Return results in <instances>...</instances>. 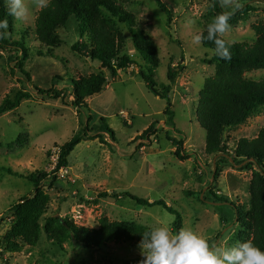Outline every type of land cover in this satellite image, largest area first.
Listing matches in <instances>:
<instances>
[{"label": "rangeland", "instance_id": "1", "mask_svg": "<svg viewBox=\"0 0 264 264\" xmlns=\"http://www.w3.org/2000/svg\"><path fill=\"white\" fill-rule=\"evenodd\" d=\"M219 1L223 6V0ZM161 2L171 11L168 22L156 0H133L125 6L157 46L159 65L153 70L155 87L160 90L163 84H169L170 69L176 73L169 92L173 125L165 122L166 99L150 90L138 73L140 66L148 73V66L134 50L128 31L124 32L128 36L127 48L135 62L113 77L107 68L100 69L99 61L71 49L75 42L81 41L75 17H69L57 30L60 44L54 48L53 55L39 53L44 49L33 29L40 7L33 0H25L28 11L22 20L13 16L8 23L5 38L23 41L28 50L27 57H23L13 47L0 49V102L5 97L13 98L20 90L28 91L31 96L0 115V238L12 222L10 208L33 190V183L26 176L35 171L51 172L53 157L88 120L89 134L101 133L105 140L101 142L94 137L80 141L67 156L68 165L55 186L42 182L50 203L40 218L41 226L45 217L58 215L69 216L89 227L96 226L99 218L106 216L149 228L170 223L172 228L174 214L160 205L138 204L124 195L129 192L150 201L164 200L181 214V229L205 236L214 251L223 253L242 243L244 234L234 206L245 209L252 170L243 168L247 160L244 163L232 160L236 141L240 137L253 138L264 127V108L245 123L224 131L228 154L212 156L204 152L205 131L195 117V107L198 91L205 78L213 74L214 66L203 61L212 51L197 44L194 37L200 35L205 21L216 16L214 0ZM236 3L240 6L241 0ZM254 6L256 10L248 12L244 19L238 17L236 22H229L231 30L224 36L227 41L255 38L251 25L264 21V2ZM233 8L237 7L227 9ZM22 70L30 75V81ZM100 70L107 79L106 86L91 99L87 98V107L79 109L77 114L71 104L72 80ZM246 76L258 79L264 76V69L247 72ZM33 85L67 93L68 104L60 98L38 95ZM152 123L154 134L140 138ZM106 124L114 131V140L101 131ZM171 139L182 141L180 152L187 157L179 159L175 155L177 145ZM104 193L121 196L114 198ZM140 244L111 242L105 247L85 248L65 243L59 247L42 230L34 248L24 246L14 253L3 252L1 248L0 264H142Z\"/></svg>", "mask_w": 264, "mask_h": 264}, {"label": "trees", "instance_id": "2", "mask_svg": "<svg viewBox=\"0 0 264 264\" xmlns=\"http://www.w3.org/2000/svg\"><path fill=\"white\" fill-rule=\"evenodd\" d=\"M131 1L133 0H49L46 7L37 11L34 20L35 38L44 49L39 53L53 55L54 48L60 44L57 30L63 27L72 16L79 23L81 41L75 42L71 49L99 61L100 69L107 68L111 75L116 77L120 69L135 62L127 48L128 36L124 32L128 31L134 50L148 66V73H146L139 65L138 73L150 90L166 99L164 113L168 116L165 122L173 125L169 92L175 82L176 73L170 69L169 84H163L160 90L155 87L157 84L153 79V70L159 65L158 49L147 33L138 26L134 13L125 6V3L130 4ZM156 1L161 10L166 13L167 22L170 21L171 11L161 0ZM257 2H264V0H241L238 9H227L220 4L219 0H214V9L216 15L226 11L231 12L229 22H236L235 19L238 17L244 19L248 12L256 10L254 3ZM12 18L13 16L9 15L8 0H0V20L10 23ZM212 19L204 22L200 35L207 36L206 28ZM251 29L255 33V38L252 41H235L229 50L231 57L229 60L220 59L213 42L207 39L201 42L202 46L212 51V55L205 57L203 61L214 66L213 74L205 78L198 91V105L195 107V117L205 131L204 152L208 155L228 154L229 147L223 141L224 131L245 123L260 108H264V76L258 79L246 76L247 72L264 69V21L252 24ZM7 47H13L20 51L23 57H27L28 49L23 41L10 40L7 37L0 39V49L6 50ZM22 72L30 81V75L25 70ZM106 84L107 79L101 70L72 80L74 97L71 104L76 108L77 114L79 109L87 107L85 100L100 93ZM33 86L38 95H45L52 99L60 98L66 105L69 102L68 94L59 89L54 87L41 89ZM30 96L28 91L20 90L14 94L13 98L5 97L0 102V115L15 109L22 100ZM154 126V123L150 124L139 137L153 135ZM90 130L87 120L85 127L61 146L56 167L52 172L35 171L26 176L33 183V190L10 208L12 222L5 235L0 238V249L2 248L3 252H19L24 246L34 248L39 242L42 230L51 243L59 247L65 243L81 245L85 248L105 247L111 242L141 243V235L149 230V227L134 221L110 220L102 216L96 226L89 227L76 223L69 216L49 215L45 217L43 226L40 224V218L47 212L50 203V196L43 189L42 182H47L49 187L55 186L57 170L61 166L68 165L67 156L80 141L94 137H98L101 142L105 140L101 133L91 136ZM101 131L108 133L114 140V131L107 124ZM18 139H21V135ZM171 140L177 145L175 155L179 159L187 157L180 152L182 141ZM234 154V163L247 160L243 168L252 170L248 185L249 198L247 205L244 206L245 209L241 210L237 205H233L237 223L240 224L244 234L242 242L250 241L264 250V127H261L253 138L240 137L236 141ZM104 195L114 198L121 196L120 193H104ZM124 195L143 206H162L175 215L172 230H181V214L164 200L150 201L129 192H125ZM216 199L227 202L223 197H216Z\"/></svg>", "mask_w": 264, "mask_h": 264}, {"label": "clouds", "instance_id": "3", "mask_svg": "<svg viewBox=\"0 0 264 264\" xmlns=\"http://www.w3.org/2000/svg\"><path fill=\"white\" fill-rule=\"evenodd\" d=\"M37 7L47 6L45 0H33ZM239 5L236 0H223V7ZM9 15L22 20L27 14L25 0H8ZM232 13L229 11L213 17L207 25V36L196 35L197 44L204 39L216 45V53L223 60H229L230 47L235 41H226L223 37L230 32L229 23ZM8 23L0 20V39L7 35ZM142 264H264V250L252 242L238 243L223 253L210 248L208 239L191 229L173 231L171 224L149 228L141 235Z\"/></svg>", "mask_w": 264, "mask_h": 264}, {"label": "built area", "instance_id": "4", "mask_svg": "<svg viewBox=\"0 0 264 264\" xmlns=\"http://www.w3.org/2000/svg\"><path fill=\"white\" fill-rule=\"evenodd\" d=\"M59 154V153H58ZM57 160H58V155H55V157H53V162H54V168L51 170V172L55 169L56 167V164H57ZM65 166H61L57 172H56V175H57V179L59 178V175L61 174V172L63 171ZM62 175V174H61Z\"/></svg>", "mask_w": 264, "mask_h": 264}, {"label": "water", "instance_id": "5", "mask_svg": "<svg viewBox=\"0 0 264 264\" xmlns=\"http://www.w3.org/2000/svg\"><path fill=\"white\" fill-rule=\"evenodd\" d=\"M232 162H234V161L232 160ZM244 162H246V160H245ZM244 162H242V163H244ZM240 165H241V164H240ZM214 171H215V168H214Z\"/></svg>", "mask_w": 264, "mask_h": 264}, {"label": "crops", "instance_id": "6", "mask_svg": "<svg viewBox=\"0 0 264 264\" xmlns=\"http://www.w3.org/2000/svg\"><path fill=\"white\" fill-rule=\"evenodd\" d=\"M90 99H91V97H90ZM108 135V134H107Z\"/></svg>", "mask_w": 264, "mask_h": 264}]
</instances>
